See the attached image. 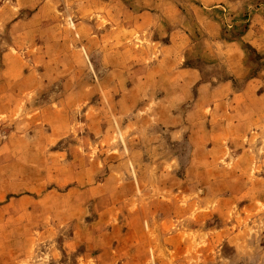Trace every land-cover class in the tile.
<instances>
[{"label": "rangeland", "instance_id": "1", "mask_svg": "<svg viewBox=\"0 0 264 264\" xmlns=\"http://www.w3.org/2000/svg\"><path fill=\"white\" fill-rule=\"evenodd\" d=\"M36 4L23 0L22 23L12 28L8 21L0 28V56L21 55L23 69L16 77L12 59L2 79L3 99L15 107L7 108L8 121L1 125L3 116L0 128L2 133L14 127L23 134L54 136L47 154L39 157V183L49 186L46 198L54 201L56 216H64L65 207L71 220L40 222V229L53 236L38 238V264H95L92 256L62 254L66 235L81 229L85 247L92 245V233H104L102 243L109 244L108 231H120L136 216L147 229L141 243L156 245L150 264H264V137L253 143L257 153L252 159L215 155L212 172L192 171L190 124L161 123V111L144 108L148 94L143 98L127 90L126 62L117 63L122 71H109L111 61L101 63L96 46L92 52L87 48L81 35L91 34L93 19L87 28L80 26V0H38L34 28L29 17ZM255 9L264 33V0H244L239 11L219 6L223 36L239 37ZM241 54L250 72L260 68L251 46L244 44ZM199 65L204 79L216 82L226 76L220 60ZM191 97L179 111L190 109ZM37 125L39 131L33 129ZM212 143L216 150L228 144ZM118 197L121 207L115 203ZM161 224L178 234L166 237L167 246L156 237Z\"/></svg>", "mask_w": 264, "mask_h": 264}, {"label": "crops", "instance_id": "2", "mask_svg": "<svg viewBox=\"0 0 264 264\" xmlns=\"http://www.w3.org/2000/svg\"><path fill=\"white\" fill-rule=\"evenodd\" d=\"M35 2L29 19L37 28L38 0ZM223 4L229 11H239L244 0H80L77 12L81 27L87 28L93 19L91 34L81 35L84 44L91 52L96 46L101 63L111 61L109 71H122V64L117 63L126 62L127 90L143 98L148 94L145 109L161 111L157 119L163 124H190V169L207 174L215 166L211 165L215 155L254 158L257 144L253 143L264 137V33L257 23L259 9L252 12L241 35L231 39L223 36V22L218 16L222 10L217 13ZM22 9L23 0H0V28L8 21L10 27L17 28L22 23ZM244 44L259 56L257 71L247 69L241 54ZM12 59L16 77L23 73L21 55L6 52L0 56V119L7 115V108L15 107H8L3 99L6 87L2 79ZM211 60H220L226 66V76L216 82L204 79L199 65ZM190 97V109L179 111ZM33 129L39 131L41 126ZM214 141L228 144L216 150ZM53 144V135L23 134L14 127L2 133L0 128V264H38V238L53 236L40 229V222L71 220L65 216V207L64 216H56L54 201L46 198L49 186L39 183V157ZM202 154L204 164L197 160ZM13 173L14 178L9 175ZM43 189L46 191L40 196ZM118 198L115 203L121 207L123 202ZM130 199L128 195V209ZM66 205L68 209V200ZM94 220H99L98 216ZM142 224L137 216L128 218L120 231H108L109 244L102 243L106 234L92 233V245L85 247L84 234L77 229L66 235L61 252L76 254V258L92 256L95 264H150L155 243H141V233L147 232ZM171 231L161 224L156 237L163 246H167L166 237L178 236L177 231L173 235ZM105 254H112L111 258L101 260Z\"/></svg>", "mask_w": 264, "mask_h": 264}]
</instances>
